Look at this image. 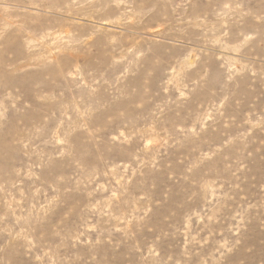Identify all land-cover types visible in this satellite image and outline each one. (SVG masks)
<instances>
[{
    "label": "rangeland",
    "instance_id": "374dc122",
    "mask_svg": "<svg viewBox=\"0 0 264 264\" xmlns=\"http://www.w3.org/2000/svg\"><path fill=\"white\" fill-rule=\"evenodd\" d=\"M0 264H264V0H0Z\"/></svg>",
    "mask_w": 264,
    "mask_h": 264
},
{
    "label": "bare ground",
    "instance_id": "6f19581e",
    "mask_svg": "<svg viewBox=\"0 0 264 264\" xmlns=\"http://www.w3.org/2000/svg\"><path fill=\"white\" fill-rule=\"evenodd\" d=\"M21 32V31H20ZM25 37V39L22 41L23 42V46L28 50V55H27V60L25 62L20 63L19 65L16 64L15 67H45L46 63H43L42 59H40V57H36L33 55V51L36 48V46L33 44L35 43L34 41H38L37 39L33 38L30 36V32H27L23 35ZM48 36H54V33L52 34H45L44 32L40 33V36L38 37L39 39H43L45 37ZM12 37H16V35L12 36ZM62 38V37H61ZM13 39L15 38H11L9 42V40L6 41L5 45L11 43L12 44H16V42L13 41ZM60 41V40H59ZM55 43V42H54ZM53 48V47H52ZM50 50V49H49ZM53 50V49H52ZM52 53V52H51ZM19 53H16V55H18ZM50 54V53H49ZM52 54H50L51 56ZM56 56L57 55H53L52 60L55 62L56 61ZM47 59V58H46ZM50 62V61H48ZM50 67V66H47Z\"/></svg>",
    "mask_w": 264,
    "mask_h": 264
}]
</instances>
